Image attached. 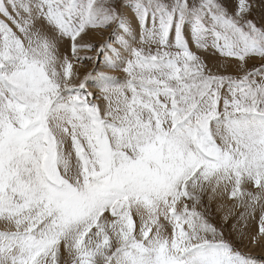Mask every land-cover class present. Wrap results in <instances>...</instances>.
<instances>
[{"label": "snow or ice", "instance_id": "6c2138e0", "mask_svg": "<svg viewBox=\"0 0 264 264\" xmlns=\"http://www.w3.org/2000/svg\"><path fill=\"white\" fill-rule=\"evenodd\" d=\"M253 7L0 0V264H256L225 235L264 236Z\"/></svg>", "mask_w": 264, "mask_h": 264}, {"label": "rangeland", "instance_id": "374dc122", "mask_svg": "<svg viewBox=\"0 0 264 264\" xmlns=\"http://www.w3.org/2000/svg\"><path fill=\"white\" fill-rule=\"evenodd\" d=\"M252 3L254 5L253 12H252V18L259 21L260 18L262 16H264V0H252ZM106 31L107 32L103 33V35L99 39L94 40L92 43L99 45V43H101L105 37H109L112 30L108 29ZM193 50H195V48H193ZM81 54L84 55L85 53H81ZM87 54L88 55H95V53H87ZM202 56H204L208 59L209 64L214 63V59L211 57L210 52L202 53ZM102 59H103V55H101V57H100L101 62H102ZM249 66L251 67V62L249 64ZM79 67H80V69H79ZM92 67H93L92 63L87 62V61H85L83 65H77L76 67L74 65V69H79L81 74L85 73L86 71L91 70ZM82 70H83V72H81ZM110 74L116 75L113 72H110ZM215 222H217V223L219 222L218 218L216 219ZM0 228H2V225H0ZM225 235H226V238L231 240L234 243L235 247L238 250H240L243 254L250 255L251 257H253L256 260V264H264V253L262 254L260 252H254V250L250 251L249 250V249H251L250 246L244 247V240H243V242H241L240 238L235 236V234L231 231L230 227L225 229Z\"/></svg>", "mask_w": 264, "mask_h": 264}, {"label": "bare ground", "instance_id": "6f19581e", "mask_svg": "<svg viewBox=\"0 0 264 264\" xmlns=\"http://www.w3.org/2000/svg\"><path fill=\"white\" fill-rule=\"evenodd\" d=\"M107 31L104 30L103 33H106ZM101 37V35L97 34V33H94V32H89L88 36L86 37V39L90 42H93L94 40L96 39H99ZM193 48H195L193 46ZM103 61V59H102ZM77 65H75L76 67ZM80 69V67H79ZM78 69V70H79ZM105 71H109L108 69H104ZM83 72V70L81 71ZM114 73V72H113ZM116 75H121L120 73H115ZM258 232V227L257 225L254 223V222H249V227L247 229V233H248V237L249 238H246L244 239V247L246 246H250L251 249H249L250 251L254 250V252H260V253H264V236H259L257 237L256 241L253 242L251 237L253 235H255L256 233ZM235 236L239 237L236 233H234ZM254 243V244H253ZM254 245V246H253Z\"/></svg>", "mask_w": 264, "mask_h": 264}]
</instances>
